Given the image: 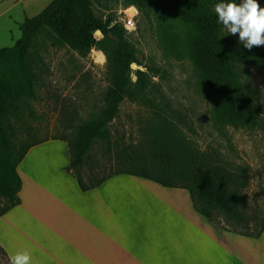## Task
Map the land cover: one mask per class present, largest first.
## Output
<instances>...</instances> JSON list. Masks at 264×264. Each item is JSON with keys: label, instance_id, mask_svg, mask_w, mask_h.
I'll return each instance as SVG.
<instances>
[{"label": "trees", "instance_id": "trees-1", "mask_svg": "<svg viewBox=\"0 0 264 264\" xmlns=\"http://www.w3.org/2000/svg\"><path fill=\"white\" fill-rule=\"evenodd\" d=\"M130 1L142 12L156 11L158 41L168 55L190 60L197 72L198 90L212 101L216 125L252 127L260 122L259 109L239 70L247 65L264 67V47L249 51L237 39L222 37L221 25L213 11L219 0ZM109 21L110 18L102 22L95 16L91 0H52L38 14L19 23L20 36L11 46L0 47V198L6 201L0 216L19 203L21 178L17 165L31 146L45 140L35 136V128L26 118L35 117L29 103L36 98V73L30 54L38 39H42L52 45H68L81 54L99 47L107 55L110 86L105 93L102 116L80 123L72 138L61 137L70 152L65 170L76 179L81 190L96 187L121 173L136 175L164 187L186 189L195 210L209 220L218 211L228 222L249 225L257 217L245 213L242 193L229 171L188 148L165 126L154 128L149 135L150 148L145 155L154 158L151 170L149 163L135 154L124 158L125 170L83 179L84 157L96 139H110L106 125L117 116L120 103L127 98L151 105L145 95L149 85L146 72L130 68L134 57L123 41L113 39L117 27H109ZM97 30L101 38L95 37ZM219 227L258 237L264 229V218L247 232ZM2 258L9 264L0 246V264Z\"/></svg>", "mask_w": 264, "mask_h": 264}, {"label": "rangeland", "instance_id": "rangeland-1", "mask_svg": "<svg viewBox=\"0 0 264 264\" xmlns=\"http://www.w3.org/2000/svg\"><path fill=\"white\" fill-rule=\"evenodd\" d=\"M50 1L0 0V47L11 46L20 36L19 23L38 14ZM91 3L98 19L106 22L110 18L109 27H117L113 39L123 41L134 57L132 63H138L146 72L149 85L145 95L153 106L127 98L120 103L117 116L106 125L110 139H96L84 157L83 179L125 170L124 158L135 154L141 155L151 170L154 158L145 155L150 148L149 135L154 128L165 126L188 148L225 167L242 193L245 213L257 217L249 225H237L215 211L211 223L243 232L252 230L264 218V67L247 65L239 70L259 109L260 122L252 127L218 126L213 122L211 99L198 90L197 72L190 60L176 59L161 47L156 11L142 12L130 0ZM131 7L136 9L134 26L127 27L125 18L133 13ZM94 35L101 38L100 34ZM228 36L238 40V36ZM30 61L36 73V98L29 100L35 117L26 118L35 128L37 138L53 141L30 158L61 162L65 159L69 163L68 144L61 137L72 138L80 123L102 116L110 86L107 55L99 47L81 54L68 45H52L38 39ZM130 68L137 69L132 65ZM131 79H135L133 72ZM66 166L64 171L71 175ZM44 167L38 165L43 171ZM105 189L109 191L111 205L126 204L127 198L137 195L128 190L126 181H113ZM119 190H123L122 194ZM5 204L0 198V210ZM1 264H7L5 259H1Z\"/></svg>", "mask_w": 264, "mask_h": 264}, {"label": "crops", "instance_id": "crops-1", "mask_svg": "<svg viewBox=\"0 0 264 264\" xmlns=\"http://www.w3.org/2000/svg\"><path fill=\"white\" fill-rule=\"evenodd\" d=\"M50 143L31 146L16 167L19 203L0 216L8 258L28 251L33 264H264V229L251 237L217 227L195 210L186 189L136 175L81 190L63 169L67 160L30 158ZM116 180L138 196L111 205L105 187Z\"/></svg>", "mask_w": 264, "mask_h": 264}, {"label": "clouds", "instance_id": "clouds-1", "mask_svg": "<svg viewBox=\"0 0 264 264\" xmlns=\"http://www.w3.org/2000/svg\"><path fill=\"white\" fill-rule=\"evenodd\" d=\"M213 11L222 25V37L238 36L239 44L249 51L264 47V3L261 0H219ZM9 264H33L31 253L10 252Z\"/></svg>", "mask_w": 264, "mask_h": 264}, {"label": "built area", "instance_id": "built-area-1", "mask_svg": "<svg viewBox=\"0 0 264 264\" xmlns=\"http://www.w3.org/2000/svg\"><path fill=\"white\" fill-rule=\"evenodd\" d=\"M131 8L134 9L133 13H131L129 16H127V17L125 18V26H127V27L134 26V21H133V19H134V15H135V13H136V9H135L134 7H131Z\"/></svg>", "mask_w": 264, "mask_h": 264}, {"label": "water", "instance_id": "water-1", "mask_svg": "<svg viewBox=\"0 0 264 264\" xmlns=\"http://www.w3.org/2000/svg\"><path fill=\"white\" fill-rule=\"evenodd\" d=\"M95 34H100L101 35V32L99 31V30H97L96 32H95ZM133 67H135V68H137V69H140L141 70V68L137 65V64H135V63H132L131 64Z\"/></svg>", "mask_w": 264, "mask_h": 264}, {"label": "bare ground", "instance_id": "bare-ground-1", "mask_svg": "<svg viewBox=\"0 0 264 264\" xmlns=\"http://www.w3.org/2000/svg\"><path fill=\"white\" fill-rule=\"evenodd\" d=\"M133 183H134V182H133ZM136 183H137V182H136ZM127 184H128V183H127ZM135 186H136V185H135ZM132 188H133V187H131V189H132ZM126 189H127V188H126ZM122 191H123V190H122ZM142 191H143V190H142ZM142 191H141V192H142ZM144 191H145V190H144ZM145 193H146V192H145Z\"/></svg>", "mask_w": 264, "mask_h": 264}]
</instances>
